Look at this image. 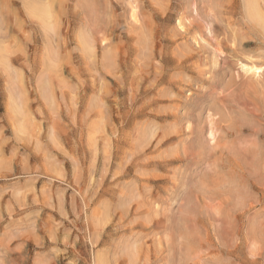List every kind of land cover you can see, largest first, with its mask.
Listing matches in <instances>:
<instances>
[{"label": "rangeland", "instance_id": "1", "mask_svg": "<svg viewBox=\"0 0 264 264\" xmlns=\"http://www.w3.org/2000/svg\"><path fill=\"white\" fill-rule=\"evenodd\" d=\"M38 1L0 0V264H264L244 0Z\"/></svg>", "mask_w": 264, "mask_h": 264}, {"label": "bare ground", "instance_id": "2", "mask_svg": "<svg viewBox=\"0 0 264 264\" xmlns=\"http://www.w3.org/2000/svg\"><path fill=\"white\" fill-rule=\"evenodd\" d=\"M36 1H38V0H36ZM233 1V0H232ZM259 1L260 0H244V3H243V7H244V9L246 10V12H245V14H248L249 15V17H250V19H251V22H253V23H256V25H257V27L259 28V30L264 34V13H263V11L261 10L262 8H260V6H259ZM39 2V1H38ZM37 2V3H38ZM237 2V1H236ZM238 2H241V1H238ZM262 2V1H261ZM40 3V2H39ZM39 3H38V6H39ZM234 3V2H233ZM35 6H36V4H35ZM264 7V6H263ZM38 15H40V13L38 14ZM250 21V20H249ZM250 22V23H251ZM261 38V37H260ZM244 64V63H243ZM251 65V64H250ZM252 65H253V63H252ZM247 66H248V64H247ZM254 66V65H253ZM259 66V65H258ZM244 67H245V65H244ZM252 67V66H251ZM250 67V69H251V71L252 70H256L257 68H255V67H253V68H251ZM260 67V66H259ZM245 69H247V68H245ZM261 70V69H260ZM248 72V71H247ZM256 72V71H255ZM252 74H255V73H253L252 72ZM256 75V74H255ZM245 234V233H244ZM261 234H262V231H261ZM244 237V236H243ZM260 237V236H259ZM264 240V239H263ZM244 242V241H243ZM262 243V242H261ZM241 248V247H240ZM237 249V248H236ZM226 250V249H225ZM229 252H231L230 250H229ZM238 254V253H237ZM240 254V253H239ZM236 256V255H235ZM236 259V258H235Z\"/></svg>", "mask_w": 264, "mask_h": 264}]
</instances>
